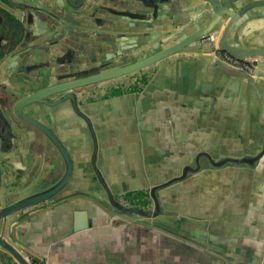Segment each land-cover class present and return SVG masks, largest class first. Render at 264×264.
Masks as SVG:
<instances>
[{
  "label": "crops",
  "instance_id": "obj_1",
  "mask_svg": "<svg viewBox=\"0 0 264 264\" xmlns=\"http://www.w3.org/2000/svg\"><path fill=\"white\" fill-rule=\"evenodd\" d=\"M163 1L159 0L160 17L172 14L178 16L177 20L180 16L188 19L186 23L172 20L175 30L206 12L207 3L202 0ZM253 1L257 0H235L232 5L236 9ZM110 2L93 3L110 6ZM132 2L113 0L111 4L114 8L144 13L151 8L143 0L140 6L132 8ZM93 3L91 9L95 7ZM88 10L84 6V11ZM249 10L250 18L243 20L247 26L239 30L240 41L263 45L264 5ZM35 15L39 17L35 13L32 17ZM113 18L121 21L119 28L132 31L157 28L155 24L159 23L157 17L133 19L113 15ZM188 32L189 29L183 34ZM36 36L33 34L32 39ZM203 53L185 49L145 67L150 72V83L142 97L141 119L132 112L130 96L121 102L98 105L100 116L89 117L101 129L97 151L93 149V137L86 122L80 130L76 117H54L50 125L56 131L68 124L66 133L69 128H74L73 133L81 131L80 139L69 140L72 147L85 145L78 152L76 149L74 170L87 169L88 163L92 165L96 158L93 164L101 173L104 186L122 198L124 194L120 192L125 195L147 192L149 184L164 169L170 171L183 164L180 157L189 150L217 161L227 156L263 155L260 151L264 143V76L247 78L228 73L213 65ZM8 56L0 57L1 74L16 62ZM4 90L0 88L2 99ZM118 105L125 109L121 116L116 114ZM103 110L110 114L107 120ZM16 122V127L10 128L11 133L9 130L0 137L3 176L11 174L14 183L60 177L65 165L54 144L35 127ZM95 133L99 134L97 128ZM131 139L142 143V150L135 151V155L126 148V141ZM31 170L33 175L28 176ZM194 170L175 184L171 192L157 194L159 213L168 221L172 233L148 223L150 215H146L147 222H140L134 215L116 211L119 215L116 220L99 210L96 203L83 198L98 200L79 188L72 197L19 211L6 235L19 249L46 259L47 264H264V161L259 166L231 161L217 164L204 159L200 169ZM91 181L101 184L98 176ZM150 196L141 204L154 211ZM167 202L170 208L164 205ZM183 235L193 243L187 242ZM0 264L17 263L0 250Z\"/></svg>",
  "mask_w": 264,
  "mask_h": 264
},
{
  "label": "flooded vegetation",
  "instance_id": "obj_2",
  "mask_svg": "<svg viewBox=\"0 0 264 264\" xmlns=\"http://www.w3.org/2000/svg\"><path fill=\"white\" fill-rule=\"evenodd\" d=\"M140 1L133 0L131 7L135 8V6H140ZM143 1L151 5L147 13L135 11L136 9L123 10L118 6L114 8L111 4L113 0H111L110 6L104 4L99 5V3L94 4V0H0V57L9 55L8 57H13L16 60L15 63L6 67V73L5 71H2V74L0 72V88H3V90L5 89L3 93L5 94V99H2L0 96V137L3 138L9 130L11 133L10 128L16 127V121H21L30 127L38 129L29 121L20 118L12 110L13 103L19 99L20 96L46 88H64L74 81L114 70L119 66H123L143 56L154 53L165 45L164 42L172 44L186 35L182 34L169 37V35L175 31L176 27L172 22L181 21V23H186V20H188L187 17L180 16V20H177L178 16H170L172 14L160 17L161 14H159L158 7L162 5L160 2H164L163 0H160V2L159 0ZM222 1L225 3L227 0ZM232 1L235 2V0ZM92 3L95 6L93 9H91ZM83 5L89 9L87 12L84 11ZM119 5L123 6V2L120 1ZM34 13L37 15L39 14V17L37 18L35 15L33 18L32 15H34ZM113 15L129 16L133 19L135 17H143L145 19L157 17L159 18L157 20L159 23L155 24L157 28H136L132 31L124 27L119 28L118 24L121 21L115 20ZM35 33L37 36L32 39V35ZM207 35L200 37L193 44L207 43L208 39L205 38ZM159 39H161V41H159ZM203 54H205L211 62L216 59L209 53ZM149 76L150 72L148 69L142 67L120 76L67 88L66 90L59 89L51 92L48 96L44 95L41 99L25 105L22 111L24 114L34 117L40 122H44L51 128L53 127L50 125V122L54 117H73V119L76 117V127H80V130L82 125L84 126V122H86L93 137V149L97 151V137L99 136L100 138L101 129L100 125H95L90 121L89 117L92 116L94 118L100 116L97 109L98 105L101 107L103 103L121 102L123 99H127L130 96L129 98L133 101L132 112L135 114L136 118L141 119V104L144 99H142V97L148 88L147 84L150 83H148ZM69 90L74 93L73 99L70 96L63 97L64 93ZM4 101L5 103H3ZM124 112L125 109H123V106L116 109V114L118 116H121ZM102 114L106 120L110 115L109 112L105 110L102 111ZM116 114H114V116ZM66 128L61 129L63 133L61 130L59 132L54 129V131L64 142L72 159H74V156H76V149L78 152V148L81 149L85 145L79 143L78 146L72 147L69 141L70 138L75 139L79 137L80 139L81 131L78 129V131L75 130V133H73L74 128H69L66 133ZM96 128L99 134L95 133ZM38 130L41 131L40 129ZM63 139H65V141L67 140V144ZM126 143L128 146L126 147L127 151H131L134 155L136 153L135 151L138 152L139 149L142 150V143L140 141L133 142L131 139V142L127 140ZM130 144H132V146H130ZM187 148H189V146H187L186 149ZM188 152L189 153H184L185 155L183 154L180 157V161H183V164L180 166L176 165L177 167L170 171L164 169V172L157 177V180L149 184L147 192L139 190L141 193L137 191L136 193L126 195L124 192H120L124 194V196L120 198L119 196L113 195L109 188L108 190L113 195V199L122 206H141L145 210H148V208L142 206L141 203H144L148 196L151 195L150 199L155 204V209L150 216H148L152 217L148 220V223L158 227L164 232L172 233L174 231L167 223L168 221L162 219L159 213V199L157 198V194L160 192H171L176 186L175 184L185 180L186 174H188L191 168H194V166L196 167V161L199 166L194 171L200 169V165H202L204 159L208 160L210 163L218 164L225 162L222 160L227 157H255L253 163L247 161L236 162L234 160L231 162L238 164L247 163L249 165L257 164L259 166H261V163L264 161V151L262 150L260 152H263V155L227 156L219 161L209 155L203 156L198 153L195 154L190 150ZM228 161L230 160H226V162ZM94 164L92 162V166L88 163L87 169H83L79 172L73 168L69 181L58 195L59 200L63 199L65 196L72 197L74 190L82 188L81 190L84 189V192L91 194L99 201L96 199L95 201L93 200L94 198L91 199L92 197L88 196H83V198H88L90 202L96 203L99 210L109 213V215L115 217L117 220L119 219V215L115 212H118V209L113 206L109 200L106 190L107 187L104 186L101 181V173ZM25 166L24 164L22 168H25ZM184 172L186 173L184 177L174 179ZM28 173V176L31 174L33 175L32 170ZM96 176H98L100 180V186L98 184H92L93 182L91 179ZM3 177L6 178L8 183H12L21 189H25L31 182H36V186H43L39 183L47 182L46 184H48L55 180V176H46L37 181L34 179H27L26 181L14 183V177L11 174H5ZM81 182L83 183L81 184ZM86 184L87 187L81 186H85ZM119 190H124V188ZM102 193L103 197H101ZM141 196H144V198L141 199ZM168 198H170V195ZM45 203L47 202L39 206H44ZM104 204L108 205L107 208L103 206ZM164 205L169 208L171 207L168 202L166 204L164 203ZM129 215H134L133 217H137L136 219L140 222H147L148 219L146 215L138 214L136 211H131ZM183 238L187 242L193 243L187 236ZM19 250L27 259V253L22 249Z\"/></svg>",
  "mask_w": 264,
  "mask_h": 264
},
{
  "label": "water",
  "instance_id": "obj_3",
  "mask_svg": "<svg viewBox=\"0 0 264 264\" xmlns=\"http://www.w3.org/2000/svg\"><path fill=\"white\" fill-rule=\"evenodd\" d=\"M202 1L207 3L206 5L204 4L206 12L202 13L200 17H197L194 21H192L191 24H186L180 29L173 31L169 35V37L182 35L184 31L189 29V32L180 40L172 44L164 42L165 45L154 53L148 56H143L123 66H119L114 70L104 72L100 75H95L92 77L74 81L66 85V87L64 88H54L55 90L53 88H46L39 91H34L27 95L20 96L19 99H17L13 103L12 110L14 111V113H16L20 118L29 121L44 133V135L54 144L56 149L59 151L65 165L64 171L60 177L53 180L51 183L46 184L45 186L43 185L42 188H39V190L28 192L24 191L25 189H21L19 187H16L12 183L7 182L6 178L3 177V169L0 164V250L8 253L11 256L12 260L17 264L30 263L25 258L23 253L18 249L16 243H14L6 235L10 227L12 218L15 216V214L24 209L30 208L32 206L38 207L44 202L50 203L59 200L58 195L64 188L66 183L69 181L73 170V159L64 142L60 139L53 128H51L44 122H40L34 117L24 114L22 109L25 105L30 104L35 100L41 99L44 95L48 96L51 92L57 91L59 89L66 90L67 88L81 86L99 80L120 76L124 73H128L142 67H148L185 49L199 50L201 53H208L209 51L215 49L226 50L233 56L251 63L254 67L252 73H248L247 71L240 68L232 67L231 65L223 62L218 58L212 61L213 65L221 67L228 73L239 74L247 78L264 76V44L248 45L241 43L242 40L239 33V30L242 31V28L244 30V28L247 26V22L243 20H246V18H250L249 16L251 11L249 9H251L255 5H264V0H257L247 4H243L236 9L233 8L232 0H227L225 4L221 0ZM211 33H215L217 36L213 42L193 44L200 37ZM67 96H70L73 99L74 93L70 90L66 91L63 97ZM261 154L262 153H260V155ZM226 160H234L236 162L247 161L249 163H253L255 157H227L222 161ZM198 166L199 164L196 161L195 168H197ZM195 168H191V170H194ZM185 174L186 173L184 172L182 175L175 177L174 179H180L184 177ZM32 184H36V182H31L30 185ZM106 190L109 200L111 201L113 206L117 207L119 212L129 214L131 211H136L138 214L143 215H150L152 213L150 209L145 210L141 206H122L120 203L113 199V195L108 190V188H106Z\"/></svg>",
  "mask_w": 264,
  "mask_h": 264
},
{
  "label": "built area",
  "instance_id": "obj_4",
  "mask_svg": "<svg viewBox=\"0 0 264 264\" xmlns=\"http://www.w3.org/2000/svg\"><path fill=\"white\" fill-rule=\"evenodd\" d=\"M216 34L215 33H211L208 34L205 38L208 39V42H213L216 39ZM211 56H213L214 58H218L220 60H222L223 62L231 65L232 67H236V68H240L243 69L245 71H247L248 73H252L254 67L251 63H249L246 60L240 59L238 57L233 56L232 54H230L228 51L226 50H222V49H215V50H211L208 52ZM26 257L28 259V261L30 262V264H47L46 263V259H43L42 257H37L32 253H27Z\"/></svg>",
  "mask_w": 264,
  "mask_h": 264
},
{
  "label": "rangeland",
  "instance_id": "obj_5",
  "mask_svg": "<svg viewBox=\"0 0 264 264\" xmlns=\"http://www.w3.org/2000/svg\"><path fill=\"white\" fill-rule=\"evenodd\" d=\"M47 182H42V183H39L41 185H45ZM51 183V182H50ZM49 184V183H48ZM27 188V189H26ZM25 188L24 191H28V192H32V191H35V190H39V188H42V186H36L35 184H32V185H28L27 187Z\"/></svg>",
  "mask_w": 264,
  "mask_h": 264
}]
</instances>
